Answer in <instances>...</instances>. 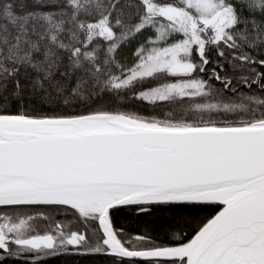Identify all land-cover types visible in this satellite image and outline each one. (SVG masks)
Returning a JSON list of instances; mask_svg holds the SVG:
<instances>
[{"label": "snow or ice", "instance_id": "6c2138e0", "mask_svg": "<svg viewBox=\"0 0 264 264\" xmlns=\"http://www.w3.org/2000/svg\"><path fill=\"white\" fill-rule=\"evenodd\" d=\"M61 257L264 264V0H0V264Z\"/></svg>", "mask_w": 264, "mask_h": 264}, {"label": "trees", "instance_id": "16d2710c", "mask_svg": "<svg viewBox=\"0 0 264 264\" xmlns=\"http://www.w3.org/2000/svg\"><path fill=\"white\" fill-rule=\"evenodd\" d=\"M134 46V45H133ZM130 49H125L124 53L128 54ZM211 67V66H210ZM124 106L131 110H136L144 114H160L161 109L159 107L153 108L147 104H143L133 100L120 101L117 107ZM219 210V206L213 205L206 208L196 210L194 212H187L183 209H170V208H160L157 207L153 209V212L148 216H137L136 209L134 207H123L117 210L114 214V219L117 226H122L126 232H131L133 230H143L145 222L154 221L159 223L165 218H170L173 215L184 216L188 221V227L185 231L188 233V237L193 233L196 225L199 224L206 217L214 215L215 212ZM63 211V210H58ZM59 219H71V217H58ZM49 264H106V258L102 261L100 258L91 257H61L59 259H53Z\"/></svg>", "mask_w": 264, "mask_h": 264}, {"label": "water", "instance_id": "95a60500", "mask_svg": "<svg viewBox=\"0 0 264 264\" xmlns=\"http://www.w3.org/2000/svg\"><path fill=\"white\" fill-rule=\"evenodd\" d=\"M219 211V210H218Z\"/></svg>", "mask_w": 264, "mask_h": 264}]
</instances>
